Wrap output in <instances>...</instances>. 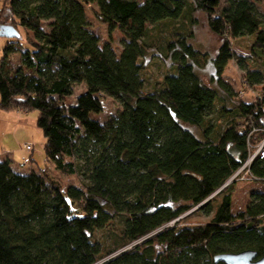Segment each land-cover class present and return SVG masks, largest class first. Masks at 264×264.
Listing matches in <instances>:
<instances>
[{
	"label": "trees",
	"instance_id": "obj_1",
	"mask_svg": "<svg viewBox=\"0 0 264 264\" xmlns=\"http://www.w3.org/2000/svg\"><path fill=\"white\" fill-rule=\"evenodd\" d=\"M7 1L0 28L33 38L14 72L23 43L21 34L8 39L0 109L38 112L47 162L81 186L63 188L46 168L21 174L0 160V264H224L215 258L247 250L264 257V189L238 215L230 192L264 140V72L244 77L261 87L254 103L224 80L235 40L253 39L252 57L264 55L263 0ZM89 9L110 34H122L120 53L110 41L101 45ZM195 11L221 39L207 60L210 84L185 26ZM152 58L168 69L147 91ZM102 94L122 106L103 126L93 118L104 110ZM244 170L264 187V158ZM195 212L210 222L180 226Z\"/></svg>",
	"mask_w": 264,
	"mask_h": 264
},
{
	"label": "rangeland",
	"instance_id": "obj_2",
	"mask_svg": "<svg viewBox=\"0 0 264 264\" xmlns=\"http://www.w3.org/2000/svg\"><path fill=\"white\" fill-rule=\"evenodd\" d=\"M139 1L142 2L143 0ZM7 3V0H0V16L4 13V8L7 6ZM258 9L264 14V0L263 3L259 5ZM87 13L91 29L101 38V45L110 41L116 52L120 53L123 49L122 43L124 38L122 34L118 30L110 34L108 32V27L101 24L94 17L90 9ZM193 20H195L194 23H187L185 25L188 27L189 42L200 52L199 73L203 80L207 84H210L212 67L210 61L207 60L215 58L221 45V39L211 32L207 17L202 11H195ZM0 21H2V19ZM43 27L47 29L46 23L43 24ZM17 29L21 34V42L23 44L18 45L17 52L13 54L11 58L10 69L12 72L19 66L21 53L28 47L27 38H33V34L29 33V31L23 28ZM8 41L9 40L6 38H0V60L3 57L4 49ZM252 42L253 39L249 37L238 39L233 42L232 49L236 54V58L232 60L226 68L224 80L234 88L236 93L242 95L245 100L254 103L257 101V94L261 87H248L244 83V77L250 69L262 70L264 72V55L262 58H259L257 55H254V58L252 57L250 49ZM155 53H157V51L152 49V51L149 52V56ZM146 62H150L144 76L146 80V90L151 91L154 85L163 79L168 66L156 58L149 59ZM84 92L85 86L83 84L75 87V96ZM100 99L103 103L104 110L100 115L93 116V118L103 126L122 110V106L116 100L103 94L100 95ZM72 103H75V97L67 100V104ZM214 117L215 116L212 118ZM37 118L38 112L36 111L7 112L0 109V160H10L14 170L21 174H27L32 170L39 173L40 170L46 168V174L60 182L63 188L72 185L81 186V179L79 176L64 175L56 171L55 167L47 162L45 155L46 139L42 131L37 127ZM258 132L259 129L255 128L253 138L257 139L259 135ZM261 137L262 136L258 138ZM263 145L264 140L259 145L251 147L252 157L260 154V148ZM27 147H30L31 150H28ZM231 182L233 183L230 191L233 202L232 213L238 215L249 205L252 193L260 192L264 187L262 184L254 181L245 170L239 172ZM219 201L220 199L216 198L215 205H217ZM180 219H182L179 223L180 226L197 227L210 222L211 217L202 212H195L190 215H185Z\"/></svg>",
	"mask_w": 264,
	"mask_h": 264
},
{
	"label": "water",
	"instance_id": "obj_3",
	"mask_svg": "<svg viewBox=\"0 0 264 264\" xmlns=\"http://www.w3.org/2000/svg\"><path fill=\"white\" fill-rule=\"evenodd\" d=\"M20 34L12 26H2L0 28V38L15 39ZM216 263L224 264H264V257L258 258V254L254 251L247 250L240 253H228L219 255L215 258Z\"/></svg>",
	"mask_w": 264,
	"mask_h": 264
},
{
	"label": "built area",
	"instance_id": "obj_4",
	"mask_svg": "<svg viewBox=\"0 0 264 264\" xmlns=\"http://www.w3.org/2000/svg\"><path fill=\"white\" fill-rule=\"evenodd\" d=\"M27 149H28V150H31L30 147H27ZM262 151H263V152H262ZM258 156H260V158H264V145L260 148V154H258ZM256 157H257V155L254 156V157H252V158L249 160V162L247 163V165H245L244 168H246L248 165H250L251 162H252ZM244 168H243V169H244ZM243 169H242V170H243ZM242 170H241V171H242ZM241 171H239V172H241ZM239 172H238V173H239ZM238 173L235 175V177L238 175ZM235 177H234V178H235ZM252 179L255 181L254 178H252Z\"/></svg>",
	"mask_w": 264,
	"mask_h": 264
}]
</instances>
